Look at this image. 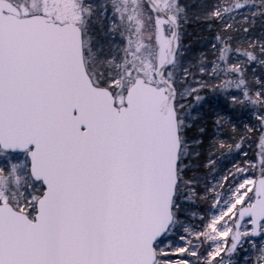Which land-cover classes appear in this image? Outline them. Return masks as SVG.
<instances>
[{
    "label": "snow or ice",
    "instance_id": "1",
    "mask_svg": "<svg viewBox=\"0 0 264 264\" xmlns=\"http://www.w3.org/2000/svg\"><path fill=\"white\" fill-rule=\"evenodd\" d=\"M0 264H264V0H0Z\"/></svg>",
    "mask_w": 264,
    "mask_h": 264
},
{
    "label": "trees",
    "instance_id": "2",
    "mask_svg": "<svg viewBox=\"0 0 264 264\" xmlns=\"http://www.w3.org/2000/svg\"><path fill=\"white\" fill-rule=\"evenodd\" d=\"M193 115H195V112L193 113Z\"/></svg>",
    "mask_w": 264,
    "mask_h": 264
}]
</instances>
